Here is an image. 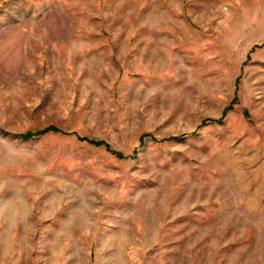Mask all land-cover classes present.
<instances>
[{
    "label": "rangeland",
    "instance_id": "rangeland-1",
    "mask_svg": "<svg viewBox=\"0 0 264 264\" xmlns=\"http://www.w3.org/2000/svg\"><path fill=\"white\" fill-rule=\"evenodd\" d=\"M0 264H264V0H0Z\"/></svg>",
    "mask_w": 264,
    "mask_h": 264
}]
</instances>
